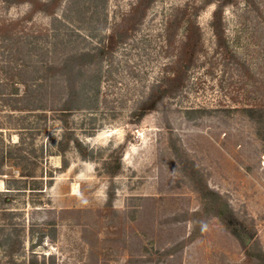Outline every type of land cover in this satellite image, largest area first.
<instances>
[{"label": "rangeland", "instance_id": "1", "mask_svg": "<svg viewBox=\"0 0 264 264\" xmlns=\"http://www.w3.org/2000/svg\"><path fill=\"white\" fill-rule=\"evenodd\" d=\"M199 1L157 0L139 29L87 68L91 108L71 118L93 151L84 159L76 149L55 154L64 128L51 109L66 95L58 78L41 87L40 75L48 61L131 28L138 0H76L70 11V0H0V264H261L246 246L264 250V145L243 109L264 105V0L225 8L235 58L216 50L215 5L192 15ZM186 7L202 34L191 83L137 120L175 64L164 29ZM120 147L123 171L111 179L103 163ZM209 190L238 218L239 235L202 196Z\"/></svg>", "mask_w": 264, "mask_h": 264}, {"label": "trees", "instance_id": "2", "mask_svg": "<svg viewBox=\"0 0 264 264\" xmlns=\"http://www.w3.org/2000/svg\"><path fill=\"white\" fill-rule=\"evenodd\" d=\"M75 1L76 0H70L66 9L67 11L74 8ZM156 1L157 0H138V3L134 8L136 15L133 16L134 20L137 21L133 23L131 28H122L120 30L113 31V33L100 38L95 46L89 44L83 49L66 53L62 57L59 64H55L50 61L45 64L44 72L40 75V78H42L43 81L41 87H44L47 83L49 84V82L53 79L58 78L63 83L66 95L65 99L59 106L51 109L56 112L64 128L60 138L58 140L54 139L53 146L55 154L65 157L71 149H76L84 159H88L93 155V151L89 150L88 147H85L83 142L75 133L71 121L73 114L77 111L91 108V103L95 95V87L92 85L91 80H88L86 77V70L96 61L102 62L106 60L116 47L120 43L124 42L127 36H130L131 31L133 32L134 30L139 29V25L145 19L147 12L152 8ZM237 1L238 0H200L199 4L195 7L194 13H192L194 18H196L203 9H206L210 5H215V9L212 13L211 26L216 37V50L217 52L222 53L224 56H229L230 58L235 57L226 38L224 12L226 7L236 3ZM190 17L191 15L189 13V9L186 7L184 10L175 11L169 21H167L164 29V37L166 38L168 44V50L166 51L174 52L173 50H176L172 53L175 58L173 61L175 64L166 67L165 77H163L159 83L152 86L150 93L140 104L138 112L134 113L137 120H141L149 113L158 110L159 105H161L166 98H175L185 93L191 83V76L194 72L193 70L197 67L199 61L198 58L202 51V34L198 25ZM181 28H185L181 42L174 46V43L177 41L176 39L180 34ZM62 36V41H65V46H69L70 40L68 35L63 32ZM90 36L91 38L94 36L92 32H90ZM36 47V45H33V53L37 50ZM29 89H31L30 91L32 92L34 90L32 89V86L28 85V90ZM243 110L249 119L255 123L257 128L256 134L264 145V105L246 107ZM189 113L196 114L200 117L205 112L201 109H193L188 110L187 114ZM43 114V117L46 119V113ZM46 127L47 123L45 121L44 127H42L38 132L46 130ZM122 151L123 147L113 151L103 163L105 172L111 179L117 177L123 171L121 161ZM67 166L68 163L64 162V168ZM36 168V166H33L30 171L24 172L23 176L29 180H33L36 178ZM201 193L204 198H208L209 203H211L212 206H215L216 216L225 221V224L233 234L239 235L240 228H238V226L240 221L234 216L232 210L228 209L227 205L223 203L222 196L211 190H209V193H206L205 191ZM110 196V200H112L114 198V194ZM251 248V244L246 246V251L249 257L253 256L256 261L264 264V250L260 249L256 253L251 254ZM29 264H38V261L32 257L29 260ZM42 264H46L45 261Z\"/></svg>", "mask_w": 264, "mask_h": 264}, {"label": "bare ground", "instance_id": "3", "mask_svg": "<svg viewBox=\"0 0 264 264\" xmlns=\"http://www.w3.org/2000/svg\"><path fill=\"white\" fill-rule=\"evenodd\" d=\"M263 165H264V162H263Z\"/></svg>", "mask_w": 264, "mask_h": 264}]
</instances>
